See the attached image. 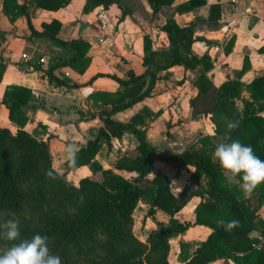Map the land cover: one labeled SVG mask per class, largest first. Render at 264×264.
Instances as JSON below:
<instances>
[{
	"label": "trees",
	"instance_id": "trees-1",
	"mask_svg": "<svg viewBox=\"0 0 264 264\" xmlns=\"http://www.w3.org/2000/svg\"><path fill=\"white\" fill-rule=\"evenodd\" d=\"M146 1L154 14L160 6H169L174 0ZM204 2L187 0L177 9L190 10ZM66 4L67 0H28L21 4L17 0H2L1 11L9 22L24 17L31 36H48L56 43L72 48L74 54L61 64L82 73L89 63L86 55L89 44L81 38L57 39L55 34L59 23L53 20L42 24L41 31H36L27 14L29 6L56 10ZM110 4L121 8L119 19L128 12L119 0H85L82 11L99 5L106 8ZM218 19V5L211 4L208 24L216 26ZM160 29L166 34L169 46L152 50L149 39L143 36L141 65L144 70L140 74L128 70L127 79L101 73L90 78L107 76L121 86L113 93L94 92L89 95L92 100L111 106L101 118L103 127L96 130L95 136L87 140L77 154V166L85 164L92 173L99 172V180L83 177L75 186L65 179L64 174L56 171L59 179L46 178L45 171L53 169L47 140H37L21 129L27 120L23 107L30 98V91L17 85L5 87L0 104L6 107L9 121L18 128L15 132L0 128V211L7 213L3 219H19L22 238L39 233L47 236L51 243L82 244L89 255L87 264H169L168 240L190 226L189 223H179L172 217L173 214L191 196H206L195 208L193 225L205 226L210 232L190 256L185 254L180 257V264H208L222 257H229L237 264H264V243L258 250L251 246L256 204H252L237 186L229 184L219 163L212 159L213 147L185 149L174 156L162 157L145 141L144 131L135 127L138 122L142 123L141 113L124 123L110 119L111 114L147 96L159 71L173 65L189 69L199 66V73L192 81L197 93L189 101L191 117L209 115L214 133L219 137L217 143L229 137L239 139L241 143L250 145L254 153L264 160V114L259 115L264 111V76L253 79L245 86L250 101L245 102L241 112H238L234 100L239 95V82L226 80L218 87L211 84L205 75L211 68L208 57L202 55L197 58L190 53L192 28L180 27L169 17ZM3 69L4 63L0 60V79ZM47 77L55 84L67 83L66 79L53 77L50 68ZM229 119L241 121L239 127L231 132L226 130ZM125 131L135 134V154L118 157L113 168L133 172L134 176L130 179L112 169H102L94 160L101 142L109 141L110 137L118 138ZM154 160L171 161L177 166L193 164L198 179L196 189L184 190L173 196L169 180L162 173L147 179ZM66 167L70 168L67 164ZM236 178L242 183L240 176ZM143 181L146 182L144 185L141 184ZM252 193L258 202L264 199V183ZM81 195L84 197L82 203L78 199ZM139 200L148 203V215L159 210L168 216L169 227L150 232L146 243L138 240L131 231V213ZM218 218L237 220L239 226L226 231L217 226ZM0 245L8 246V242L0 240Z\"/></svg>",
	"mask_w": 264,
	"mask_h": 264
},
{
	"label": "crops",
	"instance_id": "crops-1",
	"mask_svg": "<svg viewBox=\"0 0 264 264\" xmlns=\"http://www.w3.org/2000/svg\"><path fill=\"white\" fill-rule=\"evenodd\" d=\"M27 1L17 0L19 4ZM119 1L128 11L121 19V8L116 4L106 8L95 6L86 12L82 11L85 0H67L65 6L56 10L28 7L27 14L36 31H41L42 24L53 20L59 23L55 34L57 39L81 38L89 44L86 52L89 63L82 73H78L61 64L74 54L72 48L62 46L48 36H31L22 16L9 22L1 11L0 0V60L4 63L0 99L7 85L21 86L30 91V98L23 107L27 120L21 129L37 140H47L53 169L64 174L65 179L75 186L83 177L99 180L100 173H92L85 164L74 170L67 168L65 146L75 144L80 148L95 136L98 128L103 127L101 118L111 106L92 100L89 95L94 92L113 93L121 88L107 76L90 78L101 73L127 79L128 70L140 74L144 70L141 65L143 36L149 39L152 50L169 46L166 34L160 29L167 18L173 19L180 27L192 28L190 53L197 58L202 55L208 57L211 68L205 75L214 87L226 80L239 82V95L234 100L238 112L245 102L250 101L245 86L264 76V0H205L190 10L177 9L187 0H174L169 6H160L154 14L146 0ZM211 4L218 5L216 26L208 24ZM49 68L53 77L66 79L67 83L59 85L49 80ZM199 68L173 65L159 71L147 96L111 114L110 119L124 123L141 113L142 123L138 122L135 127L144 131L145 141L162 157L174 156L185 149L213 147L211 154L214 159L213 151L219 137L214 133L209 115L191 117L189 106L190 99L197 93L192 81ZM263 114L264 111L259 112V115ZM0 128L11 132L18 128L9 121L3 104H0ZM136 146L135 134L125 131L118 138L110 137L109 141L101 142L94 160L102 169H112L130 179L133 172L116 170L113 164L122 155H134ZM221 172L230 185L241 190V182L236 177L229 180L222 168ZM156 173L168 178L173 196L184 190L196 189L198 179L193 164L177 166L171 161L154 160L147 179ZM244 196L256 204L251 232L253 238L254 232L264 222V199L258 202L253 193ZM205 199L206 196H191L173 214L179 223H189L190 226L168 240V263L172 253L175 264H180V257L190 256L209 234V228L193 225L195 208ZM148 209V203L139 200L131 213V231L143 243H146L150 232L169 227L167 215L159 210L148 215ZM208 264L237 263L229 257H222Z\"/></svg>",
	"mask_w": 264,
	"mask_h": 264
},
{
	"label": "clouds",
	"instance_id": "clouds-1",
	"mask_svg": "<svg viewBox=\"0 0 264 264\" xmlns=\"http://www.w3.org/2000/svg\"><path fill=\"white\" fill-rule=\"evenodd\" d=\"M240 123L239 119H229L226 121V130L231 132ZM79 151L75 144H67L64 149L65 163L73 170L77 167ZM213 157L229 180L241 177L240 188L244 194L250 195L264 183V160L254 153L250 145L241 143L239 139L229 137L219 141L214 147ZM45 176L50 180L60 178L53 169L46 170ZM78 199L82 203L83 195ZM6 215L0 211V240L8 242V246L0 247V264H62L61 257L50 252L47 236L36 233L30 238H22L19 219H3ZM216 224L231 231L239 226V221L218 218Z\"/></svg>",
	"mask_w": 264,
	"mask_h": 264
},
{
	"label": "rangeland",
	"instance_id": "rangeland-1",
	"mask_svg": "<svg viewBox=\"0 0 264 264\" xmlns=\"http://www.w3.org/2000/svg\"><path fill=\"white\" fill-rule=\"evenodd\" d=\"M146 182H143L144 185ZM0 247H6L5 245H0ZM50 252L61 257L62 264H87L89 255L85 251L82 244H72L69 242L63 243H51L49 241ZM176 259L169 254V263L175 264Z\"/></svg>",
	"mask_w": 264,
	"mask_h": 264
},
{
	"label": "built area",
	"instance_id": "built-area-1",
	"mask_svg": "<svg viewBox=\"0 0 264 264\" xmlns=\"http://www.w3.org/2000/svg\"><path fill=\"white\" fill-rule=\"evenodd\" d=\"M252 239H253L252 244H251L252 248L255 249V250L260 249L262 244L264 243V222L254 232V235H253Z\"/></svg>",
	"mask_w": 264,
	"mask_h": 264
}]
</instances>
